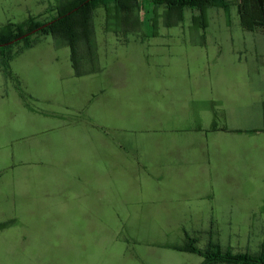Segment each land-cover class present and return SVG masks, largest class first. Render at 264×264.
I'll return each mask as SVG.
<instances>
[{"label": "rangeland", "instance_id": "rangeland-1", "mask_svg": "<svg viewBox=\"0 0 264 264\" xmlns=\"http://www.w3.org/2000/svg\"><path fill=\"white\" fill-rule=\"evenodd\" d=\"M57 6L56 0H0V33L6 23L17 25L28 18L46 21L55 16ZM240 13L239 5L232 6L229 14L210 8L204 15L206 27L198 30L194 18L200 13L188 10L174 27H165L159 19L156 36L145 37L151 30L106 32L103 10L95 11L96 65L106 74L105 78L98 77L104 89L96 90L90 77L68 82L67 90L80 104L85 103L84 109L91 95L95 97L94 104L82 115L88 125V147L107 153L98 166L73 167L71 188L68 174V188L57 187L51 192L41 189L39 195L54 202L51 210L44 207L19 220L0 222L4 225L0 228V264H201L202 257L175 250L184 245L186 236L195 239L200 250L211 242L222 249L230 248L234 254L264 251V166L244 170L241 176L247 178L245 183H238L241 179L232 176L231 187L196 188V194L187 191L188 198L201 202L197 203L199 208L216 209L218 213L202 214L197 216L200 219L190 221L175 216L167 219L165 212L170 210L161 209L176 205L164 202L167 198L149 196L144 189V172L109 153L120 144L143 153L168 141L159 137L163 132L153 134L152 128L146 126V104L150 115L154 112L152 105L162 103L161 94L179 93L182 88L186 91L192 86L191 80L196 79V72L212 70L220 75L231 70L238 80H243V75H258L261 79L264 26L245 31L240 25ZM31 40L36 41L34 48L10 63L11 78L16 79L13 74L23 69L58 68L63 75L72 70L67 47H55L50 36ZM21 49L22 43L14 44L7 54ZM7 82L0 75V89L9 87ZM23 84L20 82L19 87L28 95ZM44 84L42 77L36 82L37 86ZM55 97L51 109L59 112L67 99L59 93ZM162 109L161 105L159 113ZM162 117L159 119L164 122ZM163 124L166 129L168 123ZM72 131L81 132L80 127ZM66 192L71 205L64 215L59 208Z\"/></svg>", "mask_w": 264, "mask_h": 264}, {"label": "crops", "instance_id": "crops-1", "mask_svg": "<svg viewBox=\"0 0 264 264\" xmlns=\"http://www.w3.org/2000/svg\"><path fill=\"white\" fill-rule=\"evenodd\" d=\"M52 57L56 63L55 51ZM0 75L7 80L1 69ZM13 75L16 79H8L9 87L0 89V222L19 220L24 214H33L44 207L51 210L54 202L41 197V189L51 192L57 187L66 189L69 184L71 188L73 167L98 166L107 153L88 147L85 131L88 125L82 115L83 110L94 104L95 97L91 95L84 109L85 103L80 104L67 90L68 82L90 77L96 90L104 89L98 77L105 78L106 74L75 77L71 69L63 75L58 68H39L23 69ZM257 76L243 75V80H238L231 70L220 75L212 70L196 72L193 76L196 79L191 80L192 86L185 88L186 91L182 88L179 93L161 94L162 103L152 105L154 112L150 115L146 104V126L152 128L153 134L163 132L159 137L168 141H161L160 148L143 153L128 144V148L120 144L122 146L109 152L144 172V189L149 196L167 198L164 202L176 205L161 209L162 212L170 210L165 212L167 219L175 216L179 220L193 221L202 214L217 215L216 209L199 208L201 202L188 198L186 192L196 194V188L231 187L232 176L241 179L238 183H245L247 178L241 176L244 170L264 166V73L261 79ZM41 77L45 84L37 86ZM20 82L26 86L28 95L20 89ZM58 93L66 102L69 100V104L65 102L60 111L55 112L51 104ZM161 105L163 109L159 113ZM160 115L164 122L160 121ZM163 123H168L166 129ZM74 127H80L81 132L74 134ZM142 156L145 159L139 161L137 158ZM198 181L201 183H196ZM6 190L7 195H4ZM61 197L59 210L63 214L67 213L71 199L68 202L67 192Z\"/></svg>", "mask_w": 264, "mask_h": 264}, {"label": "trees", "instance_id": "trees-1", "mask_svg": "<svg viewBox=\"0 0 264 264\" xmlns=\"http://www.w3.org/2000/svg\"><path fill=\"white\" fill-rule=\"evenodd\" d=\"M54 17L39 22L33 18L14 25L6 23L0 33V69L6 79L12 77L10 63L16 55L36 44L34 39L40 36L53 38L55 47H67L70 51V63L75 77H82L100 72L97 64L96 42L94 37V13L98 8L104 12V30L115 34H127L139 29L151 30L145 37H155L159 19L165 27L177 26L183 21L186 11H198L194 18L195 29L206 27L205 11L214 8L229 14L232 6H241L239 21L247 32H253L264 26V0H56ZM162 8V11H159ZM52 22L38 32L29 35L11 45V42L34 29ZM144 36V35H143ZM22 43L17 53L7 54L12 45ZM90 68L86 69V66ZM22 97H26L22 93ZM215 129V126L213 127ZM4 225L0 224V228ZM182 247L176 251L202 257L201 264H264V251L261 253H237L230 248L222 249L218 244H210L204 250L196 247V240L185 237Z\"/></svg>", "mask_w": 264, "mask_h": 264}, {"label": "water", "instance_id": "water-1", "mask_svg": "<svg viewBox=\"0 0 264 264\" xmlns=\"http://www.w3.org/2000/svg\"><path fill=\"white\" fill-rule=\"evenodd\" d=\"M51 23H52V22H48V23H46V24H44V25H42V26H40V27L34 29V30L31 31L30 33L24 34L23 36H21V37L15 39V40H13V41H11V42H8V43H6V44H3V45H4V46H5V45H11V44L14 43V42H17V41H19V40H21V39H23V38H25V37H28L29 35H32V34L38 32L39 30H41L42 28L48 26V25L51 24Z\"/></svg>", "mask_w": 264, "mask_h": 264}]
</instances>
